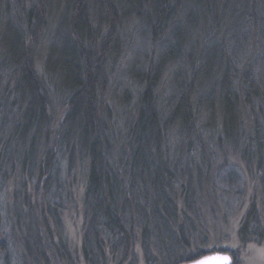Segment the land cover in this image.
I'll use <instances>...</instances> for the list:
<instances>
[{
  "label": "rangeland",
  "instance_id": "1",
  "mask_svg": "<svg viewBox=\"0 0 264 264\" xmlns=\"http://www.w3.org/2000/svg\"><path fill=\"white\" fill-rule=\"evenodd\" d=\"M83 5L74 27L73 0H0V264H89L84 241L101 264L215 252L264 264V0H168L159 23L152 0ZM81 44L101 66L93 104L121 180L120 231L86 216L89 157L67 78ZM23 58L43 98L33 107ZM147 84L157 138L135 158Z\"/></svg>",
  "mask_w": 264,
  "mask_h": 264
},
{
  "label": "trees",
  "instance_id": "2",
  "mask_svg": "<svg viewBox=\"0 0 264 264\" xmlns=\"http://www.w3.org/2000/svg\"><path fill=\"white\" fill-rule=\"evenodd\" d=\"M83 1L84 0H73V11L71 16V23L75 27L78 20L82 17L83 11ZM105 2V0H100ZM154 5V11L157 13L158 23L169 14L168 0H152ZM79 51L82 56V62L80 71L76 72L77 69L68 70L67 78L71 80V86L73 87V93L71 98V111L72 116L75 117L76 114L80 115L81 120H83V135H85L82 141V146L88 152L89 165L88 173L85 183V202L91 205L88 216L89 224L94 226H102L103 228L111 227L113 224L117 230L123 229L117 213V201L115 198L116 193L123 191L121 188V180L118 181L115 174H112L108 168L106 157L104 154L103 142L97 134L98 122L97 115L94 108V87L97 81L98 75L100 73V63L92 57L91 51L85 49L81 44ZM21 76L24 82V86L30 89L34 94V100L28 105L36 106V102L39 99L41 102L43 100L41 93L39 91L38 83L30 68L29 61L23 58L21 67ZM150 84V83H149ZM150 89L148 84L144 89L143 95L141 97V105L138 108V115L134 121L131 128V136L135 138L137 148L134 153V157L137 158L141 155L144 147L148 143L157 138V133L154 128L156 126V121L153 117L154 111L150 106L151 98L149 96ZM181 102V103H180ZM226 102V101H225ZM232 104L227 102L224 104L223 113L226 120H231V114L234 111ZM82 108L81 111H78ZM176 109L180 110L183 115L179 116L182 124L188 125L190 123L191 110L186 107L182 101H179ZM177 114V113H176ZM140 130L142 131L140 133ZM44 167V172L48 174L49 172V161L46 162ZM122 216L124 213H122ZM247 223H243L240 232L243 235L247 229ZM87 243H83L82 248L84 251V258L89 262V264H101L99 255L96 257L87 258L86 253ZM204 254H198L197 256L188 258L186 260H193L195 258L201 257Z\"/></svg>",
  "mask_w": 264,
  "mask_h": 264
},
{
  "label": "water",
  "instance_id": "3",
  "mask_svg": "<svg viewBox=\"0 0 264 264\" xmlns=\"http://www.w3.org/2000/svg\"><path fill=\"white\" fill-rule=\"evenodd\" d=\"M217 256H226L229 258V264H233V256L228 252L209 253V254H205L201 257L195 258L193 260L180 262L178 264H198V262H200V261H204L208 258L217 257ZM210 264H215V262H210Z\"/></svg>",
  "mask_w": 264,
  "mask_h": 264
},
{
  "label": "snow or ice",
  "instance_id": "4",
  "mask_svg": "<svg viewBox=\"0 0 264 264\" xmlns=\"http://www.w3.org/2000/svg\"><path fill=\"white\" fill-rule=\"evenodd\" d=\"M210 262H215V264H229V258L226 256H217L200 261L198 264H210Z\"/></svg>",
  "mask_w": 264,
  "mask_h": 264
}]
</instances>
